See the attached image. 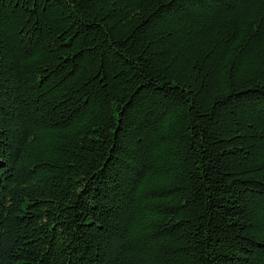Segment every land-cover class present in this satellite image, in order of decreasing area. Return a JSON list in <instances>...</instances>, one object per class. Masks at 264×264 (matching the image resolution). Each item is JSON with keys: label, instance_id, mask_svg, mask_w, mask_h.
<instances>
[{"label": "trees", "instance_id": "trees-1", "mask_svg": "<svg viewBox=\"0 0 264 264\" xmlns=\"http://www.w3.org/2000/svg\"><path fill=\"white\" fill-rule=\"evenodd\" d=\"M0 264H264V0H0Z\"/></svg>", "mask_w": 264, "mask_h": 264}]
</instances>
